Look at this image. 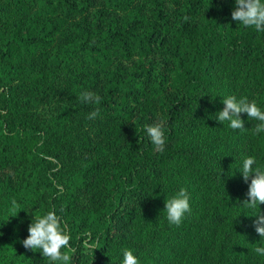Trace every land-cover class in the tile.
<instances>
[{
  "label": "trees",
  "instance_id": "trees-1",
  "mask_svg": "<svg viewBox=\"0 0 264 264\" xmlns=\"http://www.w3.org/2000/svg\"><path fill=\"white\" fill-rule=\"evenodd\" d=\"M234 6L0 0V264H49L21 241L52 209L70 264H120L125 248L140 264H264V204L242 203L239 171L248 156L264 168V133L247 113L245 129L215 118L229 95L264 110V32L239 26ZM157 122L163 151L144 130ZM180 188L191 212L175 226L163 209Z\"/></svg>",
  "mask_w": 264,
  "mask_h": 264
},
{
  "label": "clouds",
  "instance_id": "clouds-1",
  "mask_svg": "<svg viewBox=\"0 0 264 264\" xmlns=\"http://www.w3.org/2000/svg\"><path fill=\"white\" fill-rule=\"evenodd\" d=\"M231 17L239 26L254 28L257 32H264V0H235V6ZM185 21L189 18L184 17ZM79 100L84 104L101 103V97L91 91H83L79 94ZM223 109L216 113L215 118L219 122H229L228 126L233 129H245L244 120L241 113H247L248 119L257 121L253 127L254 134L264 133V110L258 106L255 100L249 101L247 97L237 98L229 95L222 99ZM99 115V109L92 111L88 119H94ZM144 130L155 146L156 150L163 151L165 146L164 125L162 122L144 126ZM256 165V158L248 156L243 160L240 173L245 182L250 180L246 198L242 203L251 209L257 205L264 204V168ZM13 209L18 207L15 199L12 201ZM163 211L166 214L170 225L179 226L185 215L191 212L190 196L187 189L180 188L174 195L166 198ZM15 216V215H13ZM255 231L261 238H264V212L253 215ZM28 236L21 241L27 250L39 251L47 259L49 264H70L71 256L68 251L63 249L70 248V234L62 217L57 214L55 209L47 211L43 215L32 216V222L28 226ZM85 236L89 234L85 233ZM85 249L98 247L89 243V239L83 241ZM253 251L264 256V246H258ZM120 264H140L139 257L132 249H122V260Z\"/></svg>",
  "mask_w": 264,
  "mask_h": 264
}]
</instances>
